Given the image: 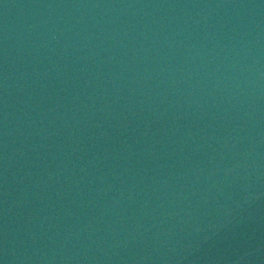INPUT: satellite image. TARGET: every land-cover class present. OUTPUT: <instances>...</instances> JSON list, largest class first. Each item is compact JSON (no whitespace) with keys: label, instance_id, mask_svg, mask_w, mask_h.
Here are the masks:
<instances>
[{"label":"water","instance_id":"1","mask_svg":"<svg viewBox=\"0 0 264 264\" xmlns=\"http://www.w3.org/2000/svg\"><path fill=\"white\" fill-rule=\"evenodd\" d=\"M0 264H264V0H0Z\"/></svg>","mask_w":264,"mask_h":264}]
</instances>
